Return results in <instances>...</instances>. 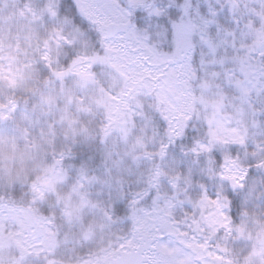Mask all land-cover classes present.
Wrapping results in <instances>:
<instances>
[{"label":"trees","instance_id":"16d2710c","mask_svg":"<svg viewBox=\"0 0 264 264\" xmlns=\"http://www.w3.org/2000/svg\"><path fill=\"white\" fill-rule=\"evenodd\" d=\"M259 2L239 0L242 8ZM60 3L0 0V264H88L119 254L136 226L132 194L143 192L157 170L156 188L138 198L139 208H150L157 190L174 195L170 180L177 176L180 200L186 192L198 202L201 185L209 196L226 192L232 198L227 227V212L219 215L211 207L212 230L205 228L196 241L205 245V264H264L254 245L264 241V167L258 166L264 160V92L244 95L223 75H212L220 69L211 61L233 50L221 46L214 57L197 42L205 63L188 78L191 119L183 138L168 144L153 97L139 94L142 107L135 108L134 119L125 113L118 96L123 80L108 62L94 59L104 55L94 32L49 10ZM147 3L165 8L170 0ZM191 3L205 12L224 0ZM218 20L236 27L226 7ZM136 22L154 38L167 23L143 12ZM212 33L217 40L223 36H216L215 27ZM164 90L174 97L172 85ZM212 132L221 138L215 151H191L194 142L209 143ZM161 143L168 144L163 156ZM221 152L232 154L234 174L247 170L243 188L232 189L219 169L209 170V157L218 161ZM174 159L179 164L165 170ZM177 206V219L193 211L187 202ZM31 227L37 235L23 248L14 237Z\"/></svg>","mask_w":264,"mask_h":264},{"label":"snow or ice","instance_id":"6c2138e0","mask_svg":"<svg viewBox=\"0 0 264 264\" xmlns=\"http://www.w3.org/2000/svg\"><path fill=\"white\" fill-rule=\"evenodd\" d=\"M225 7L236 26L232 29L222 26L218 20L220 11ZM53 8L54 15L63 12L72 24L95 33L96 43L104 55L94 59L108 62L123 80L124 87L118 96L129 117L134 119L135 108L142 107L139 94L153 97L156 101L155 109L167 125L165 135L168 144L183 138L187 121L191 119L188 115L190 106L173 107L172 95L160 85L167 81L187 87L195 65L203 66L205 63L198 56L197 42L214 57L221 46L233 50V54L225 52L223 56L211 61L220 69L219 72L214 70L213 76L223 75L230 84L239 87L244 95L253 90L264 92V0H260L258 7L245 4L243 8L239 0H224L219 8L208 4L205 12L199 6L193 8L191 0L179 3L170 0L165 8L149 4L147 0H81L79 3L77 0H61L58 5L49 6L50 11ZM138 12L167 21L156 38L136 22ZM213 27L216 36L223 32L219 40L212 33ZM104 95L110 97L109 92H104ZM211 136L209 143L194 142L191 151H215V144L221 138L214 132ZM235 139L244 143L242 137ZM168 144L161 143L160 156L165 155ZM208 163L209 170L216 172L219 169L221 179L229 182L232 189L244 187L242 181L246 178L247 170L233 173L235 161L230 152H221L218 161L210 156ZM258 166L264 167V160ZM160 175L157 170L147 181L148 187L143 192L132 194L131 207L136 226L131 238H125V242L120 245L121 249L127 248L132 264H205L208 256L200 251L205 245L197 244L196 241L204 235L205 228L212 230L207 212L211 207H215L219 215H224L226 211V228L227 218L231 215L232 198L226 192L209 196L206 186L201 185L202 195L198 202L191 201L186 192L185 199L180 200L178 195L183 190L178 187L177 176L170 180L176 190L174 195L161 196L157 190L151 207L139 208L138 198L142 200L153 194ZM185 202L193 211L186 209L183 217L177 219L174 209Z\"/></svg>","mask_w":264,"mask_h":264},{"label":"rangeland","instance_id":"374dc122","mask_svg":"<svg viewBox=\"0 0 264 264\" xmlns=\"http://www.w3.org/2000/svg\"><path fill=\"white\" fill-rule=\"evenodd\" d=\"M259 1V0H255ZM173 88L174 97L173 98V107H185L186 105H189V96L186 88L178 86L175 82H162L160 87L162 89L171 86ZM221 105V104H220ZM222 106V105H221ZM179 164V160L174 159L172 161V165L170 167H167L165 170H172L175 168V165ZM178 206L174 210H176ZM209 215H212L209 213ZM183 217V216H181ZM212 218L211 216L209 217ZM37 231L34 230V228H30L29 230H25L20 232L18 235L14 237L16 241L23 247L28 248L33 244V237H36ZM131 238V236H130ZM129 238V239H130ZM260 239H256V242L254 243L256 248V255L257 256H264V241L258 242ZM10 243H5L4 245H9ZM3 245L0 246V251H3ZM88 264H132L131 257L128 255L127 248L122 249V251L119 254H115L111 257L105 258L103 260H95L94 262H90ZM208 264V263H207Z\"/></svg>","mask_w":264,"mask_h":264}]
</instances>
